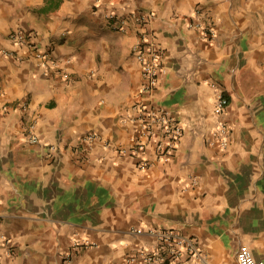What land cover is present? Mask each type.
Returning a JSON list of instances; mask_svg holds the SVG:
<instances>
[{
  "label": "crops",
  "instance_id": "0c3cea01",
  "mask_svg": "<svg viewBox=\"0 0 264 264\" xmlns=\"http://www.w3.org/2000/svg\"><path fill=\"white\" fill-rule=\"evenodd\" d=\"M143 36L163 65L149 91ZM0 85V264H127L155 245L148 228L197 239L175 264H238L243 245L264 260V0H0ZM141 101L184 126L169 154ZM219 120L225 148L210 141ZM75 236L96 244L66 260Z\"/></svg>",
  "mask_w": 264,
  "mask_h": 264
},
{
  "label": "built area",
  "instance_id": "2783aa9c",
  "mask_svg": "<svg viewBox=\"0 0 264 264\" xmlns=\"http://www.w3.org/2000/svg\"><path fill=\"white\" fill-rule=\"evenodd\" d=\"M118 29H124L128 22L127 16H119L115 13H110L107 16ZM137 21L145 22L147 16L143 13H134L131 15ZM200 26V24H198ZM207 34H214L211 28ZM12 37L21 41L26 40V34L21 30L12 32ZM146 36L134 47V54L136 58L142 63V71L145 82L142 86L143 91L154 89L157 84L158 75L163 65L159 63L161 51L157 48L154 42L145 41ZM35 51V56L43 65L50 64L52 57L48 53H44L32 45ZM5 53L12 54L11 51L6 50ZM57 62L52 63L53 66ZM64 77H68V72H62ZM1 88V85H0ZM229 104L228 97L222 92L218 91L214 112L216 115L221 116L224 114L226 107ZM138 110L141 113L142 121L144 124L145 135L149 137L157 126L161 129L167 141H161L157 144V151L161 155H167L171 151L173 144L180 140L184 135V126L178 121L175 116L166 108H160L154 104H148L145 101L138 103ZM30 139L34 142L39 140V137L34 133V128L29 130ZM211 142L218 144L220 147L225 148L229 143V128L225 121L219 120L216 127L212 129ZM89 140L99 138L95 132L87 135ZM136 146L138 149H143L145 143L137 141ZM54 148V146H52ZM125 150V149H124ZM140 231L141 229H136ZM148 233L155 237V245L152 247L141 246L126 257L127 264H175L182 260H194L199 253L197 239L190 234L181 230L169 228H148ZM96 242L89 237L75 236L71 244L70 250L65 254L66 260H71L75 252L84 247L95 245ZM238 264H264V260L257 259L251 249L245 245L241 246L237 251Z\"/></svg>",
  "mask_w": 264,
  "mask_h": 264
}]
</instances>
